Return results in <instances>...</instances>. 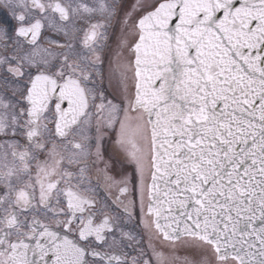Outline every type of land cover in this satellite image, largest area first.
I'll return each mask as SVG.
<instances>
[{
	"label": "snow or ice",
	"instance_id": "obj_1",
	"mask_svg": "<svg viewBox=\"0 0 264 264\" xmlns=\"http://www.w3.org/2000/svg\"><path fill=\"white\" fill-rule=\"evenodd\" d=\"M0 9V264H164L137 211L150 239L195 242L186 264H264V0Z\"/></svg>",
	"mask_w": 264,
	"mask_h": 264
},
{
	"label": "flooded vegetation",
	"instance_id": "obj_2",
	"mask_svg": "<svg viewBox=\"0 0 264 264\" xmlns=\"http://www.w3.org/2000/svg\"><path fill=\"white\" fill-rule=\"evenodd\" d=\"M128 2L131 3L133 0H128ZM3 19V9H0V21ZM108 35V43L112 51L111 54L104 55L102 57V69L105 73H107L109 69V60L113 59L115 56L119 40L125 35L122 30V25L113 23V25L108 28ZM102 86L106 93L111 95L117 88L116 78L114 77L112 79L111 85L109 84V81L105 79ZM115 140V132H112L103 141L101 148L103 158L100 162V167L103 168L107 166L109 174L119 178L120 174L123 172L130 173L132 171V167L127 161L124 149L120 145L116 144ZM102 185L103 182L101 181V186L97 189L100 197L105 196V191ZM126 230L132 232L137 238H139L140 244L145 249H148V245L150 243L155 244L157 251L164 253V264H186L185 258H187V261L198 260L200 258L198 250L193 247L195 242L189 237L181 236L179 239H172L168 241H164L163 239H150V232L141 224L138 211L135 217L127 224Z\"/></svg>",
	"mask_w": 264,
	"mask_h": 264
}]
</instances>
